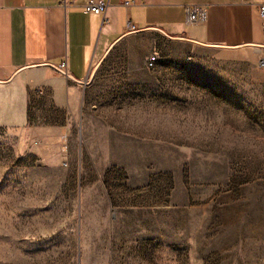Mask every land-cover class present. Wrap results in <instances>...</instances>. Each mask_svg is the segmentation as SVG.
Here are the masks:
<instances>
[{
    "label": "rangeland",
    "instance_id": "1",
    "mask_svg": "<svg viewBox=\"0 0 264 264\" xmlns=\"http://www.w3.org/2000/svg\"><path fill=\"white\" fill-rule=\"evenodd\" d=\"M85 90L0 127V264H264V49L138 34Z\"/></svg>",
    "mask_w": 264,
    "mask_h": 264
},
{
    "label": "crops",
    "instance_id": "2",
    "mask_svg": "<svg viewBox=\"0 0 264 264\" xmlns=\"http://www.w3.org/2000/svg\"><path fill=\"white\" fill-rule=\"evenodd\" d=\"M86 1L0 0V127H25L30 93L38 89L60 108L76 107L113 50L138 34L163 32L203 48L264 49V0H105L101 16L83 13ZM194 5L205 9L206 21L189 25Z\"/></svg>",
    "mask_w": 264,
    "mask_h": 264
},
{
    "label": "built area",
    "instance_id": "3",
    "mask_svg": "<svg viewBox=\"0 0 264 264\" xmlns=\"http://www.w3.org/2000/svg\"><path fill=\"white\" fill-rule=\"evenodd\" d=\"M121 1L123 5L125 6H131L133 4V2H130L127 0H121ZM74 3H75V0H63L62 2L64 6H71V5H74ZM107 7H108V3L105 0H87L82 6V11L85 14H93V15L101 16L106 12ZM259 12H260L261 18L264 19V5L259 6ZM205 21H206V11L202 6L194 5V6H190L187 8V14H186L187 24L195 25V24L203 23ZM157 61H158V58L155 55L148 58L147 63H146L147 69L149 70L153 69ZM59 70L65 71V65H60ZM36 92L39 94H44L42 89H38Z\"/></svg>",
    "mask_w": 264,
    "mask_h": 264
},
{
    "label": "water",
    "instance_id": "4",
    "mask_svg": "<svg viewBox=\"0 0 264 264\" xmlns=\"http://www.w3.org/2000/svg\"><path fill=\"white\" fill-rule=\"evenodd\" d=\"M161 32V31H160ZM165 37H167V38H169V39H175V40H184L183 38H173V37H171V36H168V35H166V34H164L163 32H161ZM103 63V62H102ZM101 63V64H102ZM100 64V65H101ZM69 77V76H68ZM70 79H72V80H74L73 78H71V77H69ZM74 81H76V80H74ZM76 82H78V83H80V84H82V85H84L85 84V82H81V81H76Z\"/></svg>",
    "mask_w": 264,
    "mask_h": 264
}]
</instances>
